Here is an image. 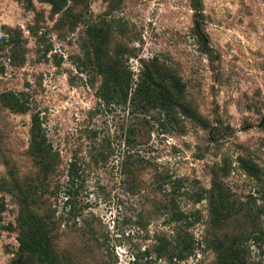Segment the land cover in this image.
<instances>
[{
    "label": "rangeland",
    "instance_id": "obj_1",
    "mask_svg": "<svg viewBox=\"0 0 264 264\" xmlns=\"http://www.w3.org/2000/svg\"><path fill=\"white\" fill-rule=\"evenodd\" d=\"M58 1L0 0V264H43L21 249L36 215L62 264H167L189 243L178 264H264V0ZM115 55L134 88L173 71L183 106L105 101Z\"/></svg>",
    "mask_w": 264,
    "mask_h": 264
},
{
    "label": "trees",
    "instance_id": "obj_2",
    "mask_svg": "<svg viewBox=\"0 0 264 264\" xmlns=\"http://www.w3.org/2000/svg\"><path fill=\"white\" fill-rule=\"evenodd\" d=\"M42 1L52 4L56 9H59L61 6L58 0ZM115 56L116 57L113 60V68L108 65L107 68L101 71V74L104 75V81L101 86L100 95L105 101L110 102L116 100V98H120L122 103H127L130 100V102H132L135 106L141 107L145 110L159 106L173 109L183 106V84L181 79L174 74L173 71L160 65H153L148 77L144 79L142 83L138 84L136 88H134L133 74L129 70L121 72L117 68L114 69V66L119 65L120 63L117 59V55ZM167 81H169V83H167ZM3 97L7 105L11 108L17 109V111H26L28 109L24 104L26 101H20L15 94L4 95ZM32 135L31 153L37 156V151L43 152L41 144L45 143V138H40V125L37 117H34ZM70 168V178L74 181V170H78L77 164L75 162L72 163ZM12 175L14 176V174ZM16 189L17 188L15 187L10 190L11 193ZM218 196L220 198L219 204L223 210H226V214L225 212H222V214L226 217L230 211L234 210V206H230L229 202L225 200L223 194H221L220 187L218 188ZM75 209L76 208L71 206L69 213H74ZM32 220L33 222H31V224L35 227L34 230L40 233V241L38 243L33 242V244H31L27 238L20 240L21 249L24 251H30L35 248L33 254L38 257L40 262L43 264L47 262L50 264H62L54 251L55 249L50 246L51 239L48 237L50 235V231L56 229L55 221L52 219L47 220L44 216L39 215L33 217ZM193 250L194 248L191 243L186 244L182 248L166 246L159 250V256L164 257L167 264H178V261L184 259L185 255H187V253H191ZM231 257L233 263L238 261L240 262V249L233 250L231 252Z\"/></svg>",
    "mask_w": 264,
    "mask_h": 264
}]
</instances>
